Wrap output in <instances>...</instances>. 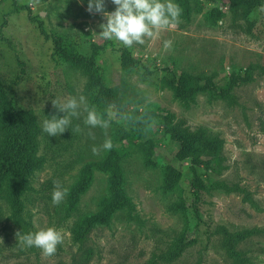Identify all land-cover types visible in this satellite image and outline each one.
Segmentation results:
<instances>
[{
  "label": "rangeland",
  "instance_id": "rangeland-1",
  "mask_svg": "<svg viewBox=\"0 0 264 264\" xmlns=\"http://www.w3.org/2000/svg\"><path fill=\"white\" fill-rule=\"evenodd\" d=\"M173 2L181 22L127 48L99 35L105 21L88 0H0V88L6 108L33 122L39 165L21 210L3 184L0 264H86V244L90 264H264V0ZM81 96L104 119L114 106L112 150L93 154L106 137L84 124V104L59 136L42 131L45 116L64 115L53 99ZM109 158L132 208L88 227L108 194L98 165ZM54 181L69 189L59 205ZM47 227L64 237L55 255L21 250L17 231Z\"/></svg>",
  "mask_w": 264,
  "mask_h": 264
},
{
  "label": "clouds",
  "instance_id": "clouds-1",
  "mask_svg": "<svg viewBox=\"0 0 264 264\" xmlns=\"http://www.w3.org/2000/svg\"><path fill=\"white\" fill-rule=\"evenodd\" d=\"M111 2L115 5V10L108 12L105 10V0H88L87 11L102 14L105 22L99 25L100 36L106 40L118 41L127 48H131L134 44H143L146 37L151 38L161 30L181 22L183 10L173 0H111ZM170 45V41H165V48ZM81 104H84V112H86L84 124L90 128H101L106 137L101 146L92 147L93 154L99 155L102 150H112L113 143L110 138H107V130L111 120L117 115L116 111L112 110L114 106H109L108 119H104L98 114L95 106H87L83 96L79 97V100L75 97H69L64 101L53 99V108L64 115L45 116L41 121L42 131L52 137L65 132L71 124L72 117L79 118L78 109ZM73 131L79 133L80 126L76 125ZM89 135L95 139L92 132H89ZM68 192L69 189L63 187L58 181H54L52 204H61ZM15 235L21 250L36 247L45 257L55 255L57 246L62 244L64 239L61 231L55 227L41 228L27 234L17 231Z\"/></svg>",
  "mask_w": 264,
  "mask_h": 264
},
{
  "label": "trees",
  "instance_id": "trees-1",
  "mask_svg": "<svg viewBox=\"0 0 264 264\" xmlns=\"http://www.w3.org/2000/svg\"><path fill=\"white\" fill-rule=\"evenodd\" d=\"M185 88H190L187 80L182 83ZM4 94L0 88V104L2 113L6 108ZM8 108V109H7ZM6 108V117L3 124L6 128L8 140L0 150V192L5 182L9 183L13 201L19 210L22 209L21 198L32 188V180L38 168L35 158V146L33 144V122L26 113L16 111L12 107ZM128 122L134 127L135 135L141 133L144 123L137 117H129ZM134 140L133 134H128ZM175 139H179L176 137ZM98 168L110 174L108 194L104 197L98 214L86 219V226L109 223L119 211L132 208V201L124 188V175L122 167L118 163H112L110 158L107 162L99 164ZM93 166L86 167L84 183L81 189H88L93 178ZM87 239V238H86ZM84 253V252H83ZM92 248L86 244V264H90L93 256ZM83 257V256H82ZM84 260V258H83ZM81 260V261H83Z\"/></svg>",
  "mask_w": 264,
  "mask_h": 264
}]
</instances>
